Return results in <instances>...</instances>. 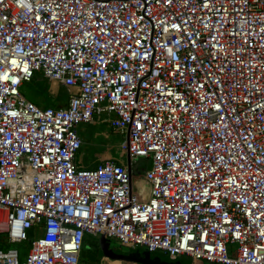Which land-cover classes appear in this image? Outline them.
I'll return each mask as SVG.
<instances>
[{"label":"built area","instance_id":"2783aa9c","mask_svg":"<svg viewBox=\"0 0 264 264\" xmlns=\"http://www.w3.org/2000/svg\"><path fill=\"white\" fill-rule=\"evenodd\" d=\"M101 115L126 157L80 166ZM88 235L264 264V0H0V264H81Z\"/></svg>","mask_w":264,"mask_h":264},{"label":"rangeland","instance_id":"374dc122","mask_svg":"<svg viewBox=\"0 0 264 264\" xmlns=\"http://www.w3.org/2000/svg\"><path fill=\"white\" fill-rule=\"evenodd\" d=\"M36 73H40V72H36ZM20 90H21L22 94L27 99H31L33 102H36L35 98H34L35 93H36V87L32 81L24 83L22 85V87L20 88ZM36 104L38 106H40V104H38V103H36ZM78 130H79V135H81V137H83L84 139L88 138L90 140V142H86L90 145L87 146V144H84L83 146H81V150L84 152L85 160H90V158H91L90 153L95 150V148H94V146H96L95 144L101 143L104 140L102 139V137L91 138L90 135H89L90 137L88 136V133H91L93 131L90 124L81 123L78 125ZM123 139H124L123 135L111 133V137L107 141V144L114 145V149L116 151H119V155L122 156L123 158H125L126 154L119 147V144ZM147 166H148V160L146 158L140 157V158L133 160L132 168H133L134 186H135L136 180L142 179L143 174H144V170ZM89 237H90V235H89ZM99 237L100 236H97L96 239L98 242V247H100L101 253L98 252V250L94 246L89 248V250H87L86 253H84V254L82 253V261H84L85 264H130V263H127L125 261H119L118 260L115 262H111L110 260H108L106 258L103 260L100 259V256H101L100 254H102V255L114 256V257L126 260L125 258L132 256L135 249H131L129 247L121 245L114 238H106V242L102 244L99 242ZM11 246L15 247L19 250V252L21 253L20 259H22L24 257V254L29 249V242L24 241L21 243L9 244V247H11ZM138 250H139V254L141 256H149L151 258H156V259L162 260V261H168L169 260V257L161 250L150 253L147 250V248L143 247V246L138 247ZM181 258H183L186 261L190 260L187 256H183ZM207 264H209V263H207Z\"/></svg>","mask_w":264,"mask_h":264},{"label":"crops","instance_id":"0c3cea01","mask_svg":"<svg viewBox=\"0 0 264 264\" xmlns=\"http://www.w3.org/2000/svg\"><path fill=\"white\" fill-rule=\"evenodd\" d=\"M31 81L34 83L36 87V93L34 96L36 102L34 103L40 104V107H48V106L56 107V106H64L66 104L67 99H68V93H67V89L64 86L60 85L57 82H49L46 78L43 77L41 73H36L31 79ZM103 116L104 115L95 116L93 122L87 123L91 125V128L93 130L91 133H88V136L90 135L91 138L102 137L104 141H102L101 143L95 144L96 145L94 146L95 150L91 153L89 152L91 155L90 160H85L84 152L80 149V153L76 159L77 163L80 166L94 167L98 163H100L102 160L107 159V158H113L117 160H121L123 158L122 156L119 155V151H116L114 149V145L107 144V141L111 137V133H114V134H119V133L111 129L107 122L103 121L102 119L104 118ZM77 131L79 134L78 126H77ZM79 136L83 142L82 146L84 144H87V146L90 145L86 143V142H90L88 138L84 139L83 137H81V135ZM105 258L110 261L119 260V261H125L130 264H139L131 260H123V259H120L114 256H109V255L100 256V259L102 260Z\"/></svg>","mask_w":264,"mask_h":264},{"label":"water","instance_id":"95a60500","mask_svg":"<svg viewBox=\"0 0 264 264\" xmlns=\"http://www.w3.org/2000/svg\"><path fill=\"white\" fill-rule=\"evenodd\" d=\"M146 188H147V194H148L149 188H150L148 183H146ZM99 242L102 244L106 242V239L104 238L103 235L99 237ZM125 259L137 262L139 264H190V260L186 261L183 258H180V259H170L169 258L168 261H162L156 258H151L149 256H141L139 254V250L134 251L131 257H128Z\"/></svg>","mask_w":264,"mask_h":264},{"label":"trees","instance_id":"16d2710c","mask_svg":"<svg viewBox=\"0 0 264 264\" xmlns=\"http://www.w3.org/2000/svg\"><path fill=\"white\" fill-rule=\"evenodd\" d=\"M92 246H94L98 252H100V247H98V242H97V239L96 237L94 236H86L85 239H84V242H83V246H82V250H81V264H85L84 261H82V253H86L87 250H89V248H91ZM138 250L135 249V251ZM101 253V252H100ZM102 256V254H100Z\"/></svg>","mask_w":264,"mask_h":264},{"label":"bare ground","instance_id":"6f19581e","mask_svg":"<svg viewBox=\"0 0 264 264\" xmlns=\"http://www.w3.org/2000/svg\"><path fill=\"white\" fill-rule=\"evenodd\" d=\"M115 260H117V259H115ZM111 262H115V261L111 260Z\"/></svg>","mask_w":264,"mask_h":264}]
</instances>
